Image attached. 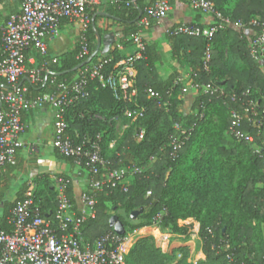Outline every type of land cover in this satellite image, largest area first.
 <instances>
[{
	"label": "trees",
	"instance_id": "obj_1",
	"mask_svg": "<svg viewBox=\"0 0 264 264\" xmlns=\"http://www.w3.org/2000/svg\"><path fill=\"white\" fill-rule=\"evenodd\" d=\"M135 2L137 7L132 0L103 1L90 10V17L96 10L112 15L95 16V26L100 33L107 32L100 25L103 19L116 23L123 32V36L112 44L106 54H98L90 62L102 56L117 59L121 53L116 44H125V39L131 33L142 34L146 49L144 57L137 63L134 96L125 103L118 101L107 88L92 87L85 100L67 111L66 118L72 136L76 132L80 136L102 134L103 152L112 158L113 167L125 166L122 162L124 150L134 155L145 150V156L153 155L155 159L143 167L145 170L132 174V181L126 190L104 186L96 191L95 216L83 225L84 238L92 241L111 229L109 217L111 212L115 213L118 209H122L123 215L118 216L126 228L131 221V212L142 208L135 221L131 222L130 229L138 230L139 234L151 230L155 228L154 219L162 209L165 214H161L157 227L170 226L173 232L185 233L188 228L180 224L181 220L191 217L198 221L202 252L209 264H260L264 262V67L249 54L250 31L235 27L219 31L211 40V58L207 70L202 68L205 39L166 33L165 38L171 43L170 56L187 62L189 78L221 85L227 93L236 94L234 101L230 96L222 99L199 90L195 92L190 114H186L183 111V84L173 82L179 74L166 78L159 74L158 68L163 62L161 44L146 36L149 26L138 25L146 3L144 0ZM216 7L230 15L233 22H247L255 16L264 20V0H235L230 14L223 5H218L217 0ZM138 9L142 14L137 19ZM86 35L89 53L83 59L76 58L79 48L77 41L61 53L48 47L45 58L50 61L43 76L47 71L52 74L48 75L43 87L42 83L35 85L23 80L29 95L50 91L51 79L70 80L75 76L76 71L70 69L85 60L96 46L91 24ZM226 54L230 59L228 65L225 63ZM54 56L58 57L57 61L51 60ZM35 57L39 65L43 57L40 54ZM66 70L69 71L57 74ZM148 89L157 92L158 96H148ZM247 90L249 92L245 95ZM249 98L257 104L258 115L254 124L244 117L243 112ZM231 108L241 112L237 128L244 135L253 137L251 143L230 134ZM140 109L143 112L135 124V131L129 126L122 137L114 140L113 122L109 123L107 119L122 110ZM94 113L103 115L106 120L91 117ZM176 123L187 131L188 138L178 155L171 157L169 140L177 133L174 128ZM140 129L144 130V136L137 139L135 133ZM111 141L114 142L113 147L108 148ZM23 191L18 192L13 199L0 196V202H3L0 230L11 229L9 210L22 198ZM40 191L36 187L37 196ZM147 191L150 194L146 195ZM66 194L74 202L70 180H67ZM110 203L113 205L111 208L108 205ZM51 205L55 206V200ZM46 206L42 204V208ZM138 237L133 247L126 252L127 264H183V260L177 258L178 250L163 253L155 246L151 236Z\"/></svg>",
	"mask_w": 264,
	"mask_h": 264
},
{
	"label": "built area",
	"instance_id": "obj_2",
	"mask_svg": "<svg viewBox=\"0 0 264 264\" xmlns=\"http://www.w3.org/2000/svg\"><path fill=\"white\" fill-rule=\"evenodd\" d=\"M103 1L116 0H20L17 13L5 18L0 14V175L8 166L15 165V154L24 144L20 139V134L25 129L22 115L33 109L50 106L53 124L51 145L59 155L85 169L89 176V189L78 196V210L66 194L67 180L64 178H58L55 206L51 211L42 208L35 193L36 184L29 181L22 198L9 210L8 222L11 229L0 230V264H127V249L139 234L138 230H125L123 234H119L111 227L92 241L84 238L83 225L95 216L96 191L104 186L126 190L129 185L127 176L140 173L145 168L113 167L112 158L103 152L102 134L80 136L76 133L72 136L68 131L66 113L85 100L92 87L109 89L118 101L126 103L131 100L135 94L137 63L144 57L146 49L142 34L131 33L125 39V44L117 43L118 51L126 47L131 50L115 60L113 57L102 56L77 69L70 80L51 79L50 91L31 96L23 84V80L35 85L42 83L43 72L50 61L45 58L48 39L60 34L64 21L78 26L79 48L76 58L83 59L88 55L86 34L91 24L90 10ZM185 2L191 9L210 16L211 20L207 24L180 23L167 32L174 36L201 37L206 40L202 67L204 70L209 66L212 38L226 27L250 31L249 54L264 67V20L255 16L247 22H233L230 16L216 7V0ZM170 9L171 0H148L138 25L158 21L167 16ZM36 54L43 57L39 65L36 64ZM51 60L57 61L58 57L54 56ZM185 79L177 76L173 81L174 84H183L181 91L184 94L188 90H200L204 94L222 99L230 96L232 100H236V94L227 93L221 85L194 81L189 77L186 81ZM248 92L247 90L244 94ZM148 96L157 97L158 93L148 89ZM142 112V109L127 110V113L137 117H141ZM243 112L244 117L254 124L258 115L256 101L249 98ZM240 115L238 109H230V134L236 139L251 143L253 137L244 135L237 128ZM91 117L106 120L99 113H94ZM113 117L107 121L113 122ZM174 128L177 133L169 140L171 157L178 155L188 138L187 131L178 123L174 124ZM143 136V129L135 133L137 139H142ZM113 143L109 142L108 148H112ZM148 194L149 191L146 192ZM160 219L159 214L154 222ZM230 260L233 262L231 257Z\"/></svg>",
	"mask_w": 264,
	"mask_h": 264
},
{
	"label": "crops",
	"instance_id": "obj_3",
	"mask_svg": "<svg viewBox=\"0 0 264 264\" xmlns=\"http://www.w3.org/2000/svg\"><path fill=\"white\" fill-rule=\"evenodd\" d=\"M147 1L148 0H144L145 3H147ZM234 1L235 0H217V3L219 6L223 5L224 10L230 14V9L233 6ZM19 9L20 0H0V14L3 18L7 17L9 14L17 13ZM210 20V16L201 14L191 9L185 0H171V9L169 10L167 16L158 21H149L147 24V26H149V31L146 33V36L151 40L160 41L161 44L160 50L163 62L159 66L158 72L162 77L166 78L170 75L181 73L184 68L183 64H187V62H184L182 58L176 59L170 56L171 43L165 38L167 30L180 23L207 24ZM101 21L102 20H100V22ZM103 21H105V23L109 22V20L105 19H103ZM119 30H121V27L117 30L107 31L116 32ZM66 35L73 38V44L76 41L78 42V26L64 21L61 25L60 34L57 37L48 39V47L52 45L56 53L64 51H61V49L65 44ZM61 36L62 40L58 42V38ZM130 50V48L126 47L119 50V53L126 54ZM175 61L178 62V64H176ZM194 93L195 92L186 96L184 105H186L187 101H190L191 99L193 100ZM189 105L191 107V104ZM47 118H49L48 121ZM22 121L25 125V129L20 134V139L24 144L15 154V165L8 166L5 172L0 175L1 197L3 199H7L4 193V187H6L12 180L18 182L20 181V185L17 187L15 194L11 199H13L18 192L25 189L29 181H33L36 184V187L39 188H41L40 184H42L44 191L51 195L53 192H56L55 190L58 178H67V180L71 181L74 199L73 203L76 210H78L80 208L78 196L82 191L89 189V176L85 169L76 166L69 159L63 158L51 145V139L53 136L51 107L44 106L40 109L27 111L22 115ZM42 196L43 195H38L41 206V201H44L47 197L46 195ZM54 200L55 198H53V201ZM51 204L52 201L51 203H48L44 210L51 211L54 208ZM125 230H127V228H125ZM197 233L198 232H196V236H198ZM168 250V244L165 248H161V252L163 253Z\"/></svg>",
	"mask_w": 264,
	"mask_h": 264
},
{
	"label": "rangeland",
	"instance_id": "obj_4",
	"mask_svg": "<svg viewBox=\"0 0 264 264\" xmlns=\"http://www.w3.org/2000/svg\"><path fill=\"white\" fill-rule=\"evenodd\" d=\"M100 24H101L102 28H106L107 30H117L119 28V26H117L116 23L110 22V21L108 23H105V21L102 20L100 22ZM72 39L73 38L70 36H67V35L65 36V44H64L63 48L61 49V51L68 49L73 45ZM50 47H52L54 49V47L52 45H50ZM225 63L227 65L230 64V59H229V56L227 54L225 56ZM238 63H240V61H238ZM176 64H178V62H176ZM183 67H184L183 71H181V73H177V74H179V76H183L184 79L185 78L188 79V71H187V67H186L185 63L183 64ZM221 83H223V82H221ZM190 93L192 94L193 90H188V92L184 94V96H185L184 98L186 99V96L189 95ZM194 95H195V93H194ZM189 99H190V97H189ZM190 101H193V100L191 99ZM190 101H187L186 105L183 106V111L186 114H190L189 113L190 112V105L189 104H192V102H190ZM113 118H114V121H113L114 140H116V139L118 140L120 137H122L124 134V130L126 128H128L129 126L132 127V129H133L132 131L134 132L136 129L135 124H137L139 122L138 117L134 114L127 113V110H122L120 113L114 115ZM228 140L231 141L229 138H228ZM145 155H146L145 150H143L142 152H140L139 154H136V155L129 152L128 150H124L122 162L124 163L125 167L128 166L130 168L131 167L143 168L146 165L152 163L155 159V157L153 155H148V156H145ZM166 174L168 175V172ZM126 181L128 183H130L132 181V175L131 174L127 176ZM19 185H20V181L18 182V181L12 180V181H10V183L6 187H4V193H5V196L7 197V199H11L14 196L15 191ZM40 187H41L40 188L41 191L39 192V196H41V195L47 196L44 201H41L42 204L48 205V203H51V201L53 202V198H55L56 192H53L51 195H49V194H47L48 192L44 191V187H42V184H40ZM42 200H43V198H42ZM109 207L111 208V207H113V205L110 203ZM136 210H139V209L137 208ZM1 211L2 210H0V213H1ZM113 214H116V215L122 214L123 215L122 209H118V211L115 213L111 212V215H113ZM161 214H165V210L161 209L160 215ZM137 216L134 219H130L131 220L130 224H128L126 226L127 230H129V231L131 230L130 229L131 222L135 221ZM180 224L182 226H187L188 230L185 233L173 232L171 230L170 226L165 227V228L157 227V222H154L153 227H155V228H151V230H149V231L146 230V231L138 234V236L139 237L140 236H148V235L151 236L154 243H155V246L157 248H159L160 250H161V248H165V246L167 244H168L169 250L171 252H172V250H178L179 253L177 255V258L183 260V264H209L208 259H206L205 255L202 252V240L199 236H196V232H198V228H199L198 221H196L194 218L188 217V218L181 220ZM197 235H198V233H197ZM135 240H136V236L133 238V241L131 242L127 251L133 247ZM227 248H228V246H227ZM222 264H224V263H222Z\"/></svg>",
	"mask_w": 264,
	"mask_h": 264
},
{
	"label": "water",
	"instance_id": "obj_5",
	"mask_svg": "<svg viewBox=\"0 0 264 264\" xmlns=\"http://www.w3.org/2000/svg\"><path fill=\"white\" fill-rule=\"evenodd\" d=\"M132 3L135 7H137L135 0H132ZM139 14L137 16V19L140 18L142 11L140 9H138ZM97 14L106 16V17H112V15L106 13L103 10H96L94 12V14L91 17V27L92 30L94 32L95 38H96V46L93 49V51L89 54V56L81 61L80 63H78L76 66H74L73 68L70 69V71H76L77 69H79L80 67H82L85 64H88L92 58L98 54H106L110 47L112 46L113 43H115L119 38H121L123 36V32L121 30L113 32V31H107L104 34L100 33L96 26H95V21L94 18ZM62 40V36L58 38V42ZM69 70L66 71H62L59 72L57 74H62L65 73ZM52 74L50 71H47L44 75L41 87H43L46 83V79L48 77V75ZM28 80L27 78H22ZM21 83V82H20ZM0 104H1V99H0ZM49 120V118H47V121ZM3 207V202H0V208ZM142 211V208L139 210H133L130 214V218L134 219L140 212ZM109 226L112 227L117 233L119 234H123L125 231L124 225L122 223V221L119 219V216L116 214H113L109 217Z\"/></svg>",
	"mask_w": 264,
	"mask_h": 264
},
{
	"label": "flooded vegetation",
	"instance_id": "obj_6",
	"mask_svg": "<svg viewBox=\"0 0 264 264\" xmlns=\"http://www.w3.org/2000/svg\"><path fill=\"white\" fill-rule=\"evenodd\" d=\"M104 34V33H103Z\"/></svg>",
	"mask_w": 264,
	"mask_h": 264
}]
</instances>
